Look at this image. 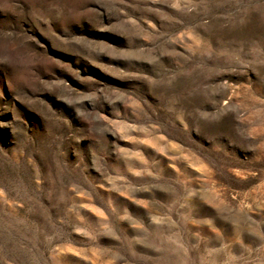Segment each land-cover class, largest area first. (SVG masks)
<instances>
[{
	"label": "rangeland",
	"instance_id": "1",
	"mask_svg": "<svg viewBox=\"0 0 264 264\" xmlns=\"http://www.w3.org/2000/svg\"><path fill=\"white\" fill-rule=\"evenodd\" d=\"M0 264H264V0H0Z\"/></svg>",
	"mask_w": 264,
	"mask_h": 264
}]
</instances>
